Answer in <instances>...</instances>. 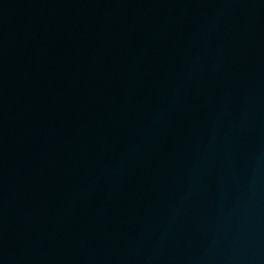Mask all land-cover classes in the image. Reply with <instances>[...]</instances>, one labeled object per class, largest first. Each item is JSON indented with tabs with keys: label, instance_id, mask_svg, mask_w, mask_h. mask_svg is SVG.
Segmentation results:
<instances>
[{
	"label": "water",
	"instance_id": "water-1",
	"mask_svg": "<svg viewBox=\"0 0 264 264\" xmlns=\"http://www.w3.org/2000/svg\"><path fill=\"white\" fill-rule=\"evenodd\" d=\"M0 264H264V0H0Z\"/></svg>",
	"mask_w": 264,
	"mask_h": 264
}]
</instances>
